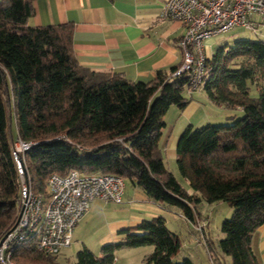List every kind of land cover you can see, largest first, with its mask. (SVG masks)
<instances>
[{
    "label": "trees",
    "instance_id": "obj_1",
    "mask_svg": "<svg viewBox=\"0 0 264 264\" xmlns=\"http://www.w3.org/2000/svg\"><path fill=\"white\" fill-rule=\"evenodd\" d=\"M32 1L0 0V232L10 228L18 207L12 158L18 137L31 143L23 158L34 192L47 196L49 175L76 169L119 175L194 222L197 201H224L232 213L221 223L219 250L232 264H258L251 235L264 225V41L237 38L219 45L206 60L208 99L242 113L180 134L176 164L193 190L188 195L164 164L160 148L163 115L171 105L187 103V78L172 76L179 64L148 81L81 66L71 48L70 26L27 24ZM120 232L123 240L102 245L100 255L85 247L77 251L74 264H114L116 249L143 245L153 246L143 264H193L189 257L174 260L180 240L163 217ZM13 257L60 264L57 254L38 253L29 245Z\"/></svg>",
    "mask_w": 264,
    "mask_h": 264
},
{
    "label": "crops",
    "instance_id": "obj_2",
    "mask_svg": "<svg viewBox=\"0 0 264 264\" xmlns=\"http://www.w3.org/2000/svg\"><path fill=\"white\" fill-rule=\"evenodd\" d=\"M165 1L33 0L32 13L27 19V24L36 27L68 25L72 30L71 48L79 65L98 71L120 73L131 81H148L157 71L169 72L181 62L178 41L184 33V25L177 20L161 16ZM260 25L264 27V23L258 27ZM237 36L233 34L230 40L223 44L231 45L237 38H248ZM209 40L205 45L206 53ZM183 95L187 98V103L178 111L170 136L167 137L171 149H175L180 134L187 127L195 125L192 117L201 115L200 119L207 123L217 124L228 122L242 113L239 107H228L208 99L203 84L195 90H189L186 84ZM167 143L165 140L164 144ZM190 225L192 227V222ZM203 247L210 258V248L206 241ZM251 248L258 264H264V225L258 226L252 233ZM137 254L138 252L133 250L119 252L117 258L114 256V264H132ZM210 263L212 264L211 258ZM139 264H143L142 259Z\"/></svg>",
    "mask_w": 264,
    "mask_h": 264
},
{
    "label": "built area",
    "instance_id": "obj_3",
    "mask_svg": "<svg viewBox=\"0 0 264 264\" xmlns=\"http://www.w3.org/2000/svg\"><path fill=\"white\" fill-rule=\"evenodd\" d=\"M161 16L184 25L178 41L181 62L172 76H185L189 90H195L205 80L206 42L233 27L256 32L258 25L264 23V0H166ZM30 145L18 137L13 144L18 207L11 227L0 232V264H21L13 256L23 245L38 253L58 254L71 244L74 229L92 200L115 203L122 200L124 179L121 176L76 169L66 175H49L47 196L34 192L23 158ZM196 223L192 222V226L203 237L204 229Z\"/></svg>",
    "mask_w": 264,
    "mask_h": 264
},
{
    "label": "rangeland",
    "instance_id": "obj_4",
    "mask_svg": "<svg viewBox=\"0 0 264 264\" xmlns=\"http://www.w3.org/2000/svg\"><path fill=\"white\" fill-rule=\"evenodd\" d=\"M233 34H237V37L264 40V27L262 28L260 25L256 32L245 27H233L219 36L212 37L209 40L210 44L207 55L210 56L217 46L229 41ZM250 95H256L254 86L250 88ZM180 109L177 106L171 105L163 115L164 126L161 130L160 148L162 149L166 167L175 176L186 193L192 195L193 190L177 168L176 151L175 149H171L169 139H167L170 136L172 124L177 119ZM200 118H202L201 115L192 117V120L195 122L192 129L207 124L206 121ZM197 120H203V122L198 123ZM165 140L168 142L167 145L164 144ZM94 200H92L93 202L91 201L88 208L89 212H86V215L84 214L79 224L77 223L78 225L74 229L71 244L57 254V261L60 264H74L77 251L84 247L91 250L94 254L100 255L102 245L123 240L125 234L120 232V230L136 226L142 221L150 220L154 217H163L170 231L176 233L179 237L181 246L179 252L174 257L175 261H180L186 255V257L191 259L193 264H211L209 255L203 247V243L205 244L206 241V244L210 248L208 250H210L209 252L214 258H217L222 264H232L230 256L222 253L218 247L219 239L224 236L220 229L221 223L223 220L229 218L232 213V207L227 202L217 201L208 203L203 200L196 202L195 209L197 210V214L194 219L195 222H198L196 225L200 224V227L204 229L202 230L200 228V230L205 232L203 238L201 237L200 231H196V229L192 230L193 226L191 227L190 222L194 221L186 219L176 208L168 207L160 202H154L149 199L139 187L133 185L127 179H124V191L120 203L105 202L99 199ZM131 231L135 232L136 229L134 228ZM197 239L200 240L199 244ZM123 248L116 249L114 256L117 258L119 252H126L127 250L138 252L132 264H139L141 259L143 262L144 257L153 250V246L151 245L126 247L131 249ZM215 261L218 263L217 260ZM17 262L21 264H32L24 260Z\"/></svg>",
    "mask_w": 264,
    "mask_h": 264
}]
</instances>
